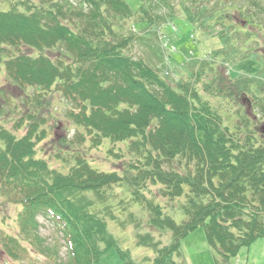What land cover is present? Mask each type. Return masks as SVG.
Segmentation results:
<instances>
[{
	"label": "trees",
	"instance_id": "obj_1",
	"mask_svg": "<svg viewBox=\"0 0 264 264\" xmlns=\"http://www.w3.org/2000/svg\"><path fill=\"white\" fill-rule=\"evenodd\" d=\"M206 1L191 0L184 14L202 29L219 24L227 29L220 34L226 43L221 58L191 61H202L216 75L235 45L227 23L234 6L218 0L208 8ZM138 2L134 10L126 0H17L0 9V66L5 62L12 86L36 111L46 97L62 95L75 125L73 139H65L71 152L64 147L66 152L55 149L47 156L39 144L45 142L49 113L25 111L15 120L18 103L8 113L15 128L28 120L25 133L0 125V194L21 205L20 233L29 243L24 242L49 264H183L174 257L199 227L229 259L264 236V142L251 135L247 112L236 110L232 100L214 104L204 98L196 86L203 69L175 79L160 42L161 64L134 55L138 35L129 21L153 23L150 12L156 7L154 0ZM12 48L17 53L8 54ZM256 99L264 111V91ZM228 105L238 116H228ZM104 143H110V152L123 143L115 153L126 161L122 172L101 170L89 160L91 150ZM53 156L62 165L53 166ZM166 205L181 208L185 219L178 222ZM42 212L63 227L65 258L35 237L33 222ZM112 220L122 228L132 225L136 244L152 254L135 259L111 231ZM1 240L9 253L16 248L29 254L16 237L4 234Z\"/></svg>",
	"mask_w": 264,
	"mask_h": 264
},
{
	"label": "rangeland",
	"instance_id": "obj_2",
	"mask_svg": "<svg viewBox=\"0 0 264 264\" xmlns=\"http://www.w3.org/2000/svg\"><path fill=\"white\" fill-rule=\"evenodd\" d=\"M15 1L17 0H0V9H10ZM126 1L134 10H137L140 6L138 0ZM217 1L208 0L206 4L208 8H213L216 6ZM154 3L156 7L150 12L153 16V23L148 24L146 20L138 22L135 19L129 21V26L136 29L137 32L135 33L138 35L132 48L134 55L143 56L150 63L157 66L161 64L158 55L160 42L164 51H167L165 56L169 59V66L172 65L170 67L174 71L175 79H188L192 70L203 69L196 86L204 98L213 101L214 104H224L226 97L230 101L232 100L236 110L241 111L243 114L247 112L250 119L249 127L253 126L251 131H254L251 135H255L260 142H264V111L260 108L259 101L256 99V97L263 98L264 91L262 90L264 88V0H227V3L234 6L232 12H230L233 21L230 23L227 21V23L231 24L228 28L230 43L233 42L235 45L229 47L228 51H231V53H225V58L229 62L228 65L218 63L216 75L209 70V65H203L202 61L201 63L191 61L195 59H208V61L214 59L216 62L215 59L218 55H222V47L226 45L220 36L221 31L227 29L220 24L216 25L215 28L205 26L202 29L199 25L186 20L184 5L189 6L191 0H154ZM195 20H199V18L196 17ZM32 52L35 53L36 51ZM13 53H17V51L12 48L8 54ZM4 58H9V55L5 54ZM4 65L5 62L0 66V125L10 127L16 134L25 133L28 120L26 119L19 128H15V123L8 113L18 103L19 108L17 110H19V114L14 115L15 120L17 116L25 115V111L39 113L42 116H47L49 113L48 118L50 117V119L46 121L48 127L45 142L39 144V151L44 156L50 155V152L55 149L60 150V153L66 152L65 148L68 149V146L65 139H73L75 134V125L68 119L66 114L69 106L67 100L60 94L52 93L53 96L46 97L44 105L36 111L37 108L32 105L34 102L25 100L27 97L25 98V95L22 97L23 94L12 86L13 83L7 77ZM241 78L250 82L249 85L247 83L246 86L245 84L241 85ZM205 84L211 85L209 91L204 88ZM34 91L30 89L31 94ZM215 93H218L220 98ZM227 107L230 118L238 116V113L233 111L234 107L231 108L230 105ZM229 122L232 127L234 120L231 119ZM75 145H78V143ZM110 147V143H104L99 149L93 148L89 160L101 170H119L122 172V169L127 167L126 161L117 158L115 153L121 152L120 147L123 149L125 147L123 143H116L112 152L108 151ZM68 152H71V150L68 149ZM50 162L53 166L62 165V161L55 156L50 159ZM150 186L156 192V187ZM148 195L150 196V194ZM160 199H163L162 196L157 197V200ZM16 204L0 200V264H49V260L45 255L25 243H29V241L25 238L26 235L22 236L20 233L24 222L20 219L19 211L21 207ZM165 210L178 222L185 219L184 212L178 206L166 205ZM138 214L145 217L148 213L146 210L141 209ZM33 223H35L33 228H37L38 233L35 237L41 238L42 243L50 249L59 250L60 255L65 258L68 244L61 224L55 221L50 214L44 212L39 214ZM110 228L115 236L121 238L122 245L131 250L135 259L142 260L145 254H152L149 249L136 244L132 225L122 228L118 221L114 222L112 220ZM4 234L19 239L25 245L29 254L16 248L13 250L17 257L14 253H9L2 244L1 238ZM169 238L167 236L165 240L168 242ZM174 259L183 264H264V236L256 240L251 246L241 248L236 257L225 259L207 241L204 228L199 227L183 239L181 255H175Z\"/></svg>",
	"mask_w": 264,
	"mask_h": 264
},
{
	"label": "bare ground",
	"instance_id": "obj_3",
	"mask_svg": "<svg viewBox=\"0 0 264 264\" xmlns=\"http://www.w3.org/2000/svg\"><path fill=\"white\" fill-rule=\"evenodd\" d=\"M66 102H68V101H66ZM49 119H50V117L48 118V120H49ZM9 129L12 130L10 127H9ZM2 198L5 199V197H2L1 194H0V200H1V201H4V202L8 201V200H6V199L3 200ZM8 202H10V201H8ZM3 250H4V249H3ZM4 252H5V250H4Z\"/></svg>",
	"mask_w": 264,
	"mask_h": 264
}]
</instances>
